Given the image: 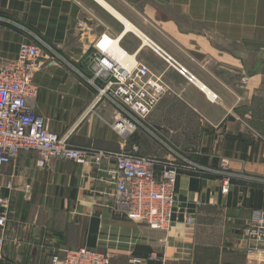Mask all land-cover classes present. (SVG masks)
<instances>
[{
	"label": "crops",
	"instance_id": "0c3cea01",
	"mask_svg": "<svg viewBox=\"0 0 264 264\" xmlns=\"http://www.w3.org/2000/svg\"><path fill=\"white\" fill-rule=\"evenodd\" d=\"M138 32L195 81L137 44ZM103 33L123 50L140 46L139 60L170 85L147 120L161 145L142 126L119 133L114 105L95 102L87 78ZM34 36L55 50L42 47L39 91L29 100L51 130L76 147L113 152L171 158L170 143L197 171L179 176L173 225L152 229L111 210L115 160L100 170L64 159L39 167L37 153L22 150L0 183V198L10 202L0 264H49L54 252L83 245L116 264H264V244L248 255L243 236L254 210L264 209V0H0V59L15 58ZM188 140L191 147L174 143Z\"/></svg>",
	"mask_w": 264,
	"mask_h": 264
},
{
	"label": "built area",
	"instance_id": "2783aa9c",
	"mask_svg": "<svg viewBox=\"0 0 264 264\" xmlns=\"http://www.w3.org/2000/svg\"><path fill=\"white\" fill-rule=\"evenodd\" d=\"M107 35L103 33L96 40L90 56L92 76L87 80L96 87L95 102L107 99L114 105L116 113L112 126L119 133L131 135L142 126L155 134L158 130L147 123L148 117L171 87L162 75L139 60L137 51L140 46L136 52L126 49L115 52L110 47L111 40L107 39ZM34 38L35 41L25 40L20 44L15 58L0 59V183L4 166L13 163L22 150L35 151L39 167L46 166L52 159H64L92 164L100 170L104 160H115L111 210L129 220L145 223L152 229H169L177 214L179 176L187 169L197 171L192 160L180 153L173 144H168L171 158L137 152H113L96 147H76L70 142L69 136L51 130L29 100L37 96L39 91L34 78L45 64V61L40 60L42 47L51 53H55V50L40 38ZM105 39L107 41L103 43ZM154 45L152 49L166 63L194 82L195 76L187 68ZM201 90L205 91V88ZM210 97L213 101L218 99L215 93ZM228 164L224 158L222 167L226 169ZM229 179L230 176L226 179L223 191H228L226 184ZM0 205L4 209L0 212L1 250L7 226L6 209L10 202L0 198ZM252 215L243 229L248 255H253L264 244V209L254 210ZM187 220L189 223L194 221L191 217ZM131 263L141 264V259H131ZM49 264L116 263L111 254L83 245L54 252Z\"/></svg>",
	"mask_w": 264,
	"mask_h": 264
},
{
	"label": "rangeland",
	"instance_id": "374dc122",
	"mask_svg": "<svg viewBox=\"0 0 264 264\" xmlns=\"http://www.w3.org/2000/svg\"><path fill=\"white\" fill-rule=\"evenodd\" d=\"M9 27H11L12 29V31H19L17 28H15V27H13V26H9ZM135 41H136V43L137 44H140L141 43V40L139 39V38H135ZM87 70H89V66H88V64H87ZM148 119H149V117H148ZM150 121V120H149ZM149 123H152L153 124V122H149ZM140 128H142V127H140ZM139 128V129H140ZM158 131H159V128L158 127H155ZM143 129V128H142ZM143 132V136L146 138V139H148L149 141H151V142H154L155 144H158V145H161V144H159L157 141V137H155L154 135H153V133L152 132H149V131H147V130H143L142 131ZM155 134H157V135H159V133L157 132V131H155ZM160 137V136H159ZM176 145H178V146H181V147H183V148H185L186 146H189V147H191V142H190V140H188V141H185L184 143H179V142H174ZM170 144V143H169Z\"/></svg>",
	"mask_w": 264,
	"mask_h": 264
},
{
	"label": "bare ground",
	"instance_id": "6f19581e",
	"mask_svg": "<svg viewBox=\"0 0 264 264\" xmlns=\"http://www.w3.org/2000/svg\"><path fill=\"white\" fill-rule=\"evenodd\" d=\"M126 25H127V28L128 29H131L132 27L128 24V23H126ZM138 34V37L140 38V40H141V47H143L144 46V42L145 43H147V46H149L150 48H155V45H154V43L151 41V40H149L148 38H146L145 36H144V34L142 35L141 33H137ZM152 46V47H151ZM110 47H111V49L113 50L114 49V51L115 52H118L119 50H123L120 46H119V43L118 42H116V41H113L112 43H110ZM161 48V47H160ZM127 62H129V61H127ZM195 81V80H194Z\"/></svg>",
	"mask_w": 264,
	"mask_h": 264
}]
</instances>
